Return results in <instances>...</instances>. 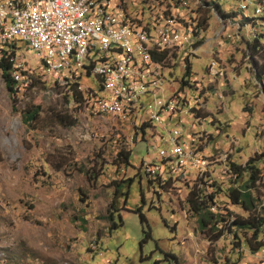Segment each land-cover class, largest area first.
Here are the masks:
<instances>
[{
  "label": "rangeland",
  "instance_id": "rangeland-1",
  "mask_svg": "<svg viewBox=\"0 0 264 264\" xmlns=\"http://www.w3.org/2000/svg\"><path fill=\"white\" fill-rule=\"evenodd\" d=\"M115 2L129 22L149 28L143 14L137 13L142 5L151 8L152 17L161 15L163 23L175 17L171 32H183L189 45L201 36L189 63L191 88H178L179 59H169L170 69L161 66L160 71L165 92L175 90L174 96L182 97L176 99L189 112L180 115V106L171 113L176 118L163 124L166 129L180 128L182 139L193 142L192 153L207 160L204 171L189 170L174 179L163 173V180L149 181L139 162H153L150 145L166 149L158 139L163 135L160 127L151 125L141 133L124 117L103 116L93 101L74 106L67 98L64 80L41 76L33 65L34 59L40 62L38 56L32 59L18 43L22 58L16 62L24 68L11 71L19 77L15 111L0 76V264H264V249L251 254L242 243L235 249L236 241L221 225L217 227L223 232L221 237L208 241L184 204L193 185L205 183L204 193L209 194V185L215 183L221 189L214 198L219 210L243 214L225 198L229 180H233L226 172L227 162L242 166L264 150V79L254 80L255 62L264 64V37L259 39L256 56L250 58L246 51L255 36H264V0H250L252 6L262 7L255 6L252 12L242 0H178L187 6L185 14L174 8L177 0H112V5ZM212 4L224 14L237 16L223 19ZM238 11L255 23L240 25ZM201 19L205 20L203 33L201 29L196 33L195 21ZM171 52L179 58V48ZM113 57L120 56L115 53ZM207 70L215 71L214 78ZM97 82L82 74L78 87L90 96L89 91H97ZM27 105L40 107L41 123L36 130H28L21 122ZM196 105H200L202 122L195 121L191 112ZM55 114L74 117V125L52 123ZM122 148L130 151L127 168L113 166ZM92 173L95 176L90 179ZM128 178L130 183L125 182ZM168 178L169 184L164 185ZM115 190L127 196L123 203L119 195L115 207L119 211L111 212ZM138 206L151 235L144 242L134 211ZM109 215L115 224L121 221L116 229H108Z\"/></svg>",
  "mask_w": 264,
  "mask_h": 264
},
{
  "label": "built area",
  "instance_id": "built-area-1",
  "mask_svg": "<svg viewBox=\"0 0 264 264\" xmlns=\"http://www.w3.org/2000/svg\"><path fill=\"white\" fill-rule=\"evenodd\" d=\"M79 1L58 0L54 3L40 2L39 5H32L25 0H0V25H6V32H0L6 38V48H0V56H9V50H20L18 43H21L23 51L32 52V59L35 53L46 54L45 62H34L33 65L37 66L45 77L62 78L64 83L70 80L80 81L82 74L86 76L87 68H95L98 71L107 70L111 76L116 77L118 83H124L133 89V96H123V103L136 104V113L134 116L125 114L117 116L124 117L125 122L133 124L135 129H139L145 123L146 127L151 125L160 127L163 133L158 136V139L166 149L150 145L149 151L153 162L141 161L140 163L145 176L154 180L159 175L158 180H163V173H167L174 179L178 175H186L189 170L197 173L198 169H204L192 153L194 149L190 150L193 142L182 139L180 128L166 129L163 124L177 116L168 111V104H175V107L181 106L180 115L186 116L189 112L174 96L175 90L165 92L157 85L155 81L157 65L146 64V56H142L141 52L134 48L130 35L118 29L114 21H107L106 15L98 12L99 4L111 5L109 2L96 0L94 7L79 11ZM242 1L248 5L251 12L255 6H260H252L250 0ZM174 8L184 10L183 14L187 11L186 5L181 2H178V7ZM137 12L148 19L152 28L164 26V37L157 40L177 44L179 65H184L185 60L191 62L196 55L195 47L198 40H195V45H188L187 40L179 32L168 31L162 24L160 16H149V10L142 5ZM118 17H121V10ZM73 19L92 21V25L95 26V35H90L91 44L60 40V32L73 29ZM111 45L125 48V59L112 57L114 67H102V62H96V53H106V47ZM214 72L207 70V74L213 78ZM92 77L97 81V76ZM97 83L101 84V91L86 97V101H96L97 108H103L104 104L98 103V96H109V98L122 96L114 91V88L107 87L102 82ZM101 92L103 95L100 94ZM178 98L182 97L178 96ZM203 120L197 116L195 118L198 122Z\"/></svg>",
  "mask_w": 264,
  "mask_h": 264
},
{
  "label": "trees",
  "instance_id": "trees-1",
  "mask_svg": "<svg viewBox=\"0 0 264 264\" xmlns=\"http://www.w3.org/2000/svg\"><path fill=\"white\" fill-rule=\"evenodd\" d=\"M178 2V0H177ZM213 9H215L216 13L223 19H234L237 15L233 12L224 14L217 4H212ZM261 7V6H260ZM264 7V5H263ZM262 8V7H261ZM261 10L262 20L264 21V8ZM151 11V8L149 7ZM248 11H251L249 8ZM241 14V20L239 21L240 25L245 23H253L254 20L248 19L246 16L242 15L243 12L238 11ZM138 13V12H137ZM151 16V14H150ZM143 19L147 20V24L149 28H152L149 25L148 19L142 15ZM152 17V16H151ZM245 17V18H244ZM196 25V33L201 29L202 33L204 30L205 20L201 19L200 21H195ZM255 23V22H254ZM204 24V25H203ZM137 28H142L146 30L150 34H154L155 31H159V26L157 28L149 29L144 25H136ZM202 26V27H201ZM201 27V28H200ZM262 35V34H261ZM264 36H255L251 43L246 44L247 55L252 58L256 56L257 51L259 49V39ZM201 36L196 44L197 47L201 44ZM5 46V47H4ZM0 48H6L4 45ZM20 50L10 51L9 57H0V76L3 80L4 87L7 90L10 100L12 102L11 109L15 111V104L17 102V87L18 81L11 77V71H13L16 61L22 58L20 54ZM26 53V51H25ZM262 60L264 61V51L262 50ZM151 60L158 66H163L164 68L170 69L168 67L169 59L177 58L176 54H169L168 52H154L150 51ZM20 57V58H19ZM181 69V76L179 81V89L183 90L184 87H190L191 83L189 82V78L191 77V70L189 67V62L185 60L184 65H179ZM255 72H254V80L256 83H260L264 79V64L257 65L256 62L254 64ZM93 68L86 69V76H94L92 74ZM44 76V75H41ZM171 72L168 73V77L171 78ZM45 77V76H44ZM99 82H103L102 78L97 76ZM78 80H70L66 82L67 86V98L73 103L74 106L79 107L82 103L86 101L85 94L78 87ZM195 83V82H193ZM192 83V84H193ZM16 85V86H15ZM194 86V85H193ZM179 90V92H180ZM101 91V84H98L97 92ZM92 93H96V91H89ZM178 93V92H177ZM182 93V91H181ZM178 94H176V97ZM102 96H98V102L101 100ZM96 103V101H93ZM200 105H196L191 109V112H195L197 117H200ZM40 107L39 106H29L27 105L21 112V122L28 130H36L39 128V124L41 123L40 118ZM136 113L134 109L129 111V115L133 116ZM52 123L63 127H71L75 123V118L67 115V114H55L52 119ZM146 124H142L139 128L141 133L143 132ZM159 136V135H158ZM116 159L114 160V167L127 168L130 166L129 157L130 151L125 149H120L116 153ZM141 161L139 162V164ZM261 165V167H259ZM229 178L233 180H229V186L226 189L225 198L228 203L232 206L238 207L242 211V215H233L230 212H227L226 209L219 210L218 206L214 202L215 194L221 191L219 186H216L215 183L210 184L209 188L211 192L209 194H205L204 191L206 189L205 183H200L199 185H193L190 190L187 192L184 200V204L186 205L187 212L194 218L198 229L207 237L208 241L215 242L217 241L221 235L222 231L218 230L217 227L219 225L223 226L225 229L224 232L231 234L234 240L236 241L233 246L235 249H239L240 243L244 245V247L248 250L249 253L254 254L262 249H264V240L261 239L262 234L260 233V229L264 228V206L259 210H255L256 206L259 203L261 190L264 185L261 184V174L264 172V150L258 154H254L252 157L248 158L247 161L242 165L234 164L232 162H227ZM80 173L86 174L85 171L78 170ZM95 174H90V179H93ZM159 175L155 177L154 180L158 179ZM233 177V178H232ZM149 181H153L148 179ZM169 178L166 180L164 185L169 184ZM124 181H121V183ZM125 182L130 183L131 179L128 178ZM116 186L117 184L114 183ZM162 188V187H161ZM264 190V189H262ZM122 195L123 203L125 202V197L127 193L118 192V190L114 191L113 200L109 204V208L112 209L111 212H118L119 209L116 207V198ZM122 209H124V205L122 204ZM213 209V210H212ZM135 213H137L139 218V223L142 228L143 238L141 241H146L150 239V230L147 225V221L141 212V207L138 206L134 209ZM232 218V219H231ZM113 215L107 216L106 220L110 223L109 230L116 229L117 226L121 225V221L118 224H115L113 221ZM146 230L144 229V226ZM238 233L241 234L242 238H238ZM241 239V242L240 240ZM141 242V243H143ZM169 256L172 260H174V256ZM240 257V256H239ZM235 264V263H230Z\"/></svg>",
  "mask_w": 264,
  "mask_h": 264
},
{
  "label": "bare ground",
  "instance_id": "bare-ground-1",
  "mask_svg": "<svg viewBox=\"0 0 264 264\" xmlns=\"http://www.w3.org/2000/svg\"><path fill=\"white\" fill-rule=\"evenodd\" d=\"M106 1L109 2L111 5L99 4L98 5V12L101 13V15H106L107 21H114V25H116L118 29H120L124 32H127L130 35V40L132 41L134 48L139 50L141 52L142 56H146V64L156 65L151 60L150 51L169 52V51H172V50L174 51V50L178 49V46L176 43H164L160 40H157L158 38L164 37V26H162V27L160 26L158 32L155 31L154 34H150L146 30H144L140 27L137 28V26L135 24H133L132 22L120 23L117 21L116 17H114L113 15H111L109 13V11L112 8V0H106ZM25 2L31 3L32 5H39L40 2L54 3V2H58V0H25ZM181 3H183V2H181ZM183 4L186 5L185 3H183ZM95 5H96V0H80L79 1V11H86L89 7H94ZM252 11H253V9H252ZM149 16H150V10H149ZM121 17H123L122 10H121ZM160 17H161L162 24H164L166 22L164 25L167 27L168 31L171 32L173 30V29L171 30V27L175 24V22H174L175 17L173 18L171 16L172 18L169 19L168 21L165 20L164 23L162 21L161 15H160ZM248 19H250V18H248ZM0 32H6V25H0ZM182 33H180L181 36L184 37L185 40H187V38ZM90 35H95V26L92 25V21L73 19V29H67L64 32H60V40L61 41H76V43L91 44ZM192 37H193V35H192ZM187 42L189 45L188 40H187ZM4 45H6V38H4V36L0 33V47H2ZM196 47H195V54H196ZM10 51H15V50H9V56H10ZM115 53H117L120 56L119 58L114 57L115 59H125V48H121L118 45H111V46L106 47V53H96V62H102V67H114V59L112 57H113V54H115ZM26 54H32V52L26 51ZM34 55L38 56L40 62L46 61V54L35 53ZM9 56H0V57H9ZM19 62H20V60H19ZM19 62H16L15 66H14V69H16L18 71H20L24 68L23 64H21V63L19 64ZM34 62H36L35 59H34ZM160 69H161V67L157 65V69L155 72V81H156L157 85H159V87L164 90V88H163L164 87V82H163L164 78H163L162 71H160ZM92 74L94 76H98V77L102 78V80H103L102 83L105 86L110 87V88H114V91L118 92L119 95H122V96H112V98H109V96L108 97H102L98 103H104L103 108L99 109V108L95 107L99 113H101L103 116H107V117H111V116L116 117L118 114H125L126 116L129 115V111L131 109H134L136 111V104H134V103H123V96H133V89H130L128 87V85H125L124 83H118V80L116 79V77L111 76L107 70L98 71V69L93 68ZM214 76H215V72H214ZM14 78L19 81L18 76L14 77ZM24 87H26V86H24ZM115 103H120V104H115ZM93 104L96 106V103L93 102ZM176 108H178V107H175V104H168V111H171V113ZM109 111H111V112H109ZM196 158H197V162L200 165H203L205 168L207 160L199 157V155H198V157L196 156ZM198 171L203 173L204 169H198L197 174H198ZM262 197H264V193L261 196V199L259 200L258 205L256 206L255 210H257V211H259L264 206V198L262 199ZM261 234L264 237V228L262 229ZM262 236H261V239H263Z\"/></svg>",
  "mask_w": 264,
  "mask_h": 264
},
{
  "label": "crops",
  "instance_id": "crops-1",
  "mask_svg": "<svg viewBox=\"0 0 264 264\" xmlns=\"http://www.w3.org/2000/svg\"><path fill=\"white\" fill-rule=\"evenodd\" d=\"M119 10L120 9H118V7L116 6V2H115V4L112 5V8L109 11V13L111 15H113L114 17H116L118 22H120V23H128L129 21L125 20L126 18H125V14H124L123 11H122L123 12V17H118L119 16ZM133 24L137 25L136 23H133ZM176 110H177V108H176Z\"/></svg>",
  "mask_w": 264,
  "mask_h": 264
}]
</instances>
